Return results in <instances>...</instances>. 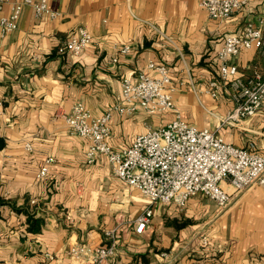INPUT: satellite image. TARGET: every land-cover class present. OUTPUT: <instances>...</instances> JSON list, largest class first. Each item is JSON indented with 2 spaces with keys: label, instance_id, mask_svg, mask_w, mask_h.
<instances>
[{
  "label": "crops",
  "instance_id": "crops-1",
  "mask_svg": "<svg viewBox=\"0 0 264 264\" xmlns=\"http://www.w3.org/2000/svg\"><path fill=\"white\" fill-rule=\"evenodd\" d=\"M200 1L49 0L57 18L37 17L27 6L17 29L0 33V264H94L96 250L113 240L115 252L101 264H264L260 186L252 185L223 213L203 196L183 209L158 201L138 234L135 219L147 199L113 174L105 156L88 163L89 140L67 131L65 116L75 102L101 116L118 102L121 79L155 74L148 68L154 61L169 69L181 118L264 153V114L229 122L235 99L216 59L226 33L259 25L264 0H248L221 21L210 19ZM9 11L5 4L0 14ZM79 27L92 34L91 43L77 55L59 52ZM124 45L128 52L121 51ZM230 63L244 76H264V56L255 49H242ZM211 79L220 84L217 97L206 92ZM174 116L114 111L109 143L130 146L136 135ZM48 157L55 160L38 177ZM202 235L211 247L201 245Z\"/></svg>",
  "mask_w": 264,
  "mask_h": 264
},
{
  "label": "built area",
  "instance_id": "built-area-1",
  "mask_svg": "<svg viewBox=\"0 0 264 264\" xmlns=\"http://www.w3.org/2000/svg\"><path fill=\"white\" fill-rule=\"evenodd\" d=\"M247 2L201 0L199 4L210 19L221 21L233 11L245 7ZM5 4H9L10 11L0 14V33L3 35L17 29L24 7H31L37 17L47 15L54 19L60 15L49 6V0H0V12ZM91 41L92 34L79 27L58 50L77 55ZM129 49V45H124L121 51L128 52ZM242 49H255L264 56V18H260L259 25L247 23L241 33H226L217 51L219 77L232 88L235 99V106L227 114L229 122L264 114V76L260 73L244 76L236 64L230 63V58ZM113 60L117 61V58ZM148 68L155 74L140 72L121 79L118 102L101 116H93L81 101L75 102L65 116L67 131L89 140L87 162L94 163L105 156L113 174L127 186L138 188L147 199V206L135 219V232L143 233L158 201L175 203L183 209L189 199L203 196L224 208L233 196L251 185L257 184L264 190V153L228 143L215 131L198 128L181 118L174 103L175 88L167 65L150 61ZM219 86L216 79H211L206 92L217 97ZM2 108L4 99L0 97ZM138 110L148 114L171 112L175 116L136 135L130 146L113 148L109 143L112 113L116 111L125 115ZM26 148L30 149L31 145L27 143ZM54 160L53 157L45 160L38 177L48 174L49 164ZM108 234L113 236L111 232ZM115 247L113 240L111 244L98 248L94 264L109 259ZM78 251L72 249L77 256Z\"/></svg>",
  "mask_w": 264,
  "mask_h": 264
},
{
  "label": "rangeland",
  "instance_id": "rangeland-1",
  "mask_svg": "<svg viewBox=\"0 0 264 264\" xmlns=\"http://www.w3.org/2000/svg\"><path fill=\"white\" fill-rule=\"evenodd\" d=\"M257 185V184H256ZM252 186V185H251ZM251 186H249V187H247V188H245L242 192H240L238 195H235V196H233L232 197V199H231V202L226 206V207H224V208H221L220 210V212L219 213H223L228 207H230L231 205H232V203L234 202V201H236L242 194H244ZM259 186V185H258ZM201 199H209V198H207V197H203V198H201ZM200 243H201V245H203V246H206V247H211L210 245V243H211V239H208L206 236H204V235H202V236H200Z\"/></svg>",
  "mask_w": 264,
  "mask_h": 264
},
{
  "label": "trees",
  "instance_id": "trees-1",
  "mask_svg": "<svg viewBox=\"0 0 264 264\" xmlns=\"http://www.w3.org/2000/svg\"><path fill=\"white\" fill-rule=\"evenodd\" d=\"M5 142H4V139L0 137V149L3 148ZM5 201L3 199L0 198V204H3ZM29 221H32V223L36 224V223H39L40 222V219H34L32 215H29V218H28ZM30 228H31V225H30ZM32 230H36L35 228H31ZM38 229V228H37Z\"/></svg>",
  "mask_w": 264,
  "mask_h": 264
}]
</instances>
